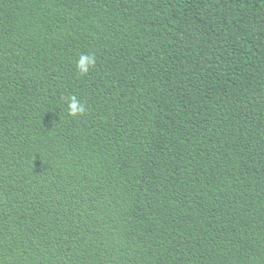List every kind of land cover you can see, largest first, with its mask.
<instances>
[{
  "label": "trees",
  "instance_id": "obj_1",
  "mask_svg": "<svg viewBox=\"0 0 264 264\" xmlns=\"http://www.w3.org/2000/svg\"><path fill=\"white\" fill-rule=\"evenodd\" d=\"M0 264H264V0H0Z\"/></svg>",
  "mask_w": 264,
  "mask_h": 264
},
{
  "label": "clouds",
  "instance_id": "obj_2",
  "mask_svg": "<svg viewBox=\"0 0 264 264\" xmlns=\"http://www.w3.org/2000/svg\"><path fill=\"white\" fill-rule=\"evenodd\" d=\"M75 64L77 73L85 76L96 67L97 57L93 52H82L79 54ZM65 99L68 115L75 118L86 113L87 106L76 95L67 96Z\"/></svg>",
  "mask_w": 264,
  "mask_h": 264
}]
</instances>
